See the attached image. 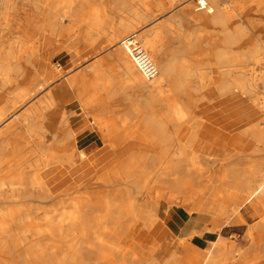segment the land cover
Wrapping results in <instances>:
<instances>
[{
  "label": "bare ground",
  "instance_id": "6f19581e",
  "mask_svg": "<svg viewBox=\"0 0 264 264\" xmlns=\"http://www.w3.org/2000/svg\"><path fill=\"white\" fill-rule=\"evenodd\" d=\"M83 1L0 0V205H18L24 208L21 205L45 203L50 204V210H53L50 212L47 207V211L44 209L42 225L33 223L41 209L37 204L38 210H32L33 212L16 211V208L0 212V235H4L0 237V264H5L1 256L6 254L18 256L26 264H146L129 248L125 238H135L137 242L139 225L145 230H152L159 221L157 212L161 200L165 199L163 195L172 192L175 196L184 197L198 190L207 171L212 170L210 166L216 163L215 160L221 163L212 171V181L206 186L207 192L214 193L217 185H221L223 191L214 193V196H219L222 200L231 202L237 198V193L248 196L241 205L233 206L222 216V225H230L236 215L255 218L256 212L254 213L250 203L261 204L264 208V124H260L261 120L248 123L250 114L242 116V119H234L235 124L242 125L240 132L245 143L254 142L250 155L240 151H225L220 157H216L214 154H201L197 150L201 143L212 148V140L215 139V136L210 138V129L202 126L206 121L195 114V109L205 99L206 91L214 93L217 98L238 94L251 101L264 114V37L262 33L256 34L257 28L247 21L241 24L239 21L242 19L227 7L226 0L188 1L197 9L195 23L206 28L202 31L206 32L202 37L207 46L213 47L211 56L214 62L193 61L182 56L180 48L173 50L167 61L161 62L156 57L155 37L150 40L142 34H132L141 42L158 69L157 77L147 81L124 47L125 39L120 41V48L113 55L121 67L126 83L144 88L152 98H156L162 92L166 93L164 85L169 82L174 97L166 102L167 118L158 121V116L147 114L143 120V128L147 131L149 140H142L138 145L149 147V150H131L123 159H118V153L115 164L108 161L97 172L95 181L92 179L94 182L91 180L85 185L86 191L82 195L73 196V189L61 193L57 188V172L61 171L60 168L73 173L70 174L73 176L87 167V156L81 151L78 154L61 152L57 150L56 144L48 145L46 134L57 141L58 135L53 127L56 124L68 125V121L54 111L56 91L53 95L49 93L45 105L40 100L21 115L17 114V109L54 84L53 80L43 77L37 61L42 59L43 50L51 45L58 30H62L60 19L63 16L78 17V20L84 22L81 15L84 10ZM140 1L146 7L144 2L147 0ZM169 1L173 4L180 0ZM26 5L32 7V12L40 18L39 21L19 18ZM104 13L101 9L95 15L88 30L102 33ZM18 22H22V25L16 26L19 25ZM178 23L182 24V21L178 19ZM128 27L129 25H124V31ZM29 29H32L33 35L29 33ZM246 30L256 34V42L252 41L254 45L247 49L238 50L235 47L247 40ZM122 33H115L109 38L110 43L115 42ZM86 34L85 42L93 45V38L89 37L88 31ZM9 37L11 39L7 41ZM26 42L30 44L29 48H26ZM28 78L29 84L21 86ZM73 79L74 76L61 85L68 96L76 93ZM178 94L183 96L182 101ZM87 97H84L87 100H80L87 109L101 104L95 98ZM49 115L51 122L45 124ZM165 123L172 125V131L168 130ZM186 125L190 127V131L185 139H181V132ZM72 136V132L68 130L64 139L70 140ZM29 144L34 145V148L24 149ZM111 146L116 150L114 144ZM209 148L205 151L209 152ZM7 151L15 156L10 162L5 158ZM30 155L34 157L31 158ZM202 156L214 161L206 166L200 162L203 166L199 163ZM51 166L56 167L49 169ZM115 182L121 188H117L114 194L105 195L102 201L94 196L97 191L93 193L90 190L98 183L112 185ZM123 190L125 199L122 198ZM153 194L162 196L147 204L139 203V196ZM68 203L72 207L65 211ZM58 210H64L59 220L55 214ZM8 220L20 224L29 222L30 225L16 232L15 229H8ZM103 221L107 224L104 225ZM10 233L20 234L21 237L10 238L7 236ZM27 234H33L34 238H27ZM246 234L250 239L248 250L254 254L249 252L251 254L247 253L248 256L244 255L245 251L229 245L221 236L211 241L210 247L204 252L195 246L189 250L187 244H182L184 239L178 237L179 246L170 260L183 264L187 251H191L199 259L197 264H254L253 261L259 258V252L264 253V217L257 220L255 225L249 226ZM194 236L195 233L189 239ZM91 256L94 257L93 261L89 259ZM235 256H240L242 260H235Z\"/></svg>",
  "mask_w": 264,
  "mask_h": 264
},
{
  "label": "rangeland",
  "instance_id": "374dc122",
  "mask_svg": "<svg viewBox=\"0 0 264 264\" xmlns=\"http://www.w3.org/2000/svg\"><path fill=\"white\" fill-rule=\"evenodd\" d=\"M188 1L190 0H180L171 4L169 0H147L144 2L146 3V7H144L143 2L140 0H84L82 5L84 10L81 13L84 22L78 20V17L63 16L60 19L62 30L60 31L61 28L58 30L56 36L52 39L51 45L43 50L42 59L37 61V66L40 68L43 77L50 81L53 80L54 84L50 88L42 91L37 98L28 99L23 106L17 109V114L21 115L27 108L37 104L40 100L42 101V105H45L44 103L48 101L47 99L50 96L49 93L51 92L53 95L56 91L54 94V111L68 121V125L56 124L53 128L58 135V140L53 141L52 136L47 133L48 145L52 146V144H56L57 147L54 146L61 152L71 151L78 154L81 151L87 156L85 159L87 167L73 176L70 175L73 173H67L58 166L61 171L57 172L59 178L56 183H58L57 188L61 193L73 189V196L82 195L86 191L85 189L87 186L85 185L91 182L92 179L95 181L94 178L97 172L102 169L108 161H112V165L115 164L116 155L118 153V159H123L131 150H149V147L138 145L142 140H149L148 136H146L147 131L143 128L145 116L147 114H154L160 118L158 121L167 118L168 107L166 102L174 97L169 82L164 85L166 93L162 92L160 97L156 98H152L144 88L126 83L121 73V67L113 55V53L120 48V41L132 34H142V36L150 40L155 37L157 46L156 57L161 62L167 61L176 48L182 50V56L190 58L193 61L207 62L209 60L214 62L211 56L213 47L207 46L202 37L206 33H202V31H205L206 28L199 27L195 23L194 17L197 13V9L194 8L193 4H189ZM226 5L236 13L239 7H244L245 18L239 22L242 24V22H245L247 19L248 23H253V25L256 26V34L262 33L261 35L264 37V0H226ZM101 9L105 12V23L102 26V33L97 34L91 29L88 30V25L92 23L95 15L99 13ZM32 11V7L26 5L25 11L20 13L19 18L21 20L28 18L30 21H32L31 19L39 21L40 18L34 16ZM178 19L182 21V24L178 23ZM142 20H146V22ZM21 23L16 26H21ZM151 24L154 25L152 29ZM77 25H79V27ZM124 25H129L127 31H124ZM28 31L29 33L33 32L32 29ZM87 31L89 37L93 38V40H91L94 42L93 45L84 40ZM118 32L123 33L115 42L110 43L109 38ZM256 34H251L248 31L246 42L235 48L243 50L253 46V42H256ZM11 36H13V34ZM10 37L7 41L12 38ZM26 44L28 45L26 46ZM25 46L29 48L30 44L26 42ZM73 76L75 79L74 90L76 93H71L68 96L66 92L62 90L61 85L65 83L66 80L72 79ZM29 80L30 78L23 81L21 86L28 85ZM95 84H97L98 87ZM204 95L205 99L197 106L195 114L206 121L202 126H206L210 129V138L215 136L212 142H214L215 147H218V150L215 152L216 157H220L225 151H230L232 153L240 151L242 154L250 155V150L253 148L254 142L247 141L245 143V138L242 132H240V127H242V125L235 124L232 119H242V116L250 114L253 119L251 120L250 118L248 123L261 120L260 124L262 125L264 124V121H262L264 114L261 113L251 101L238 94L230 97L217 98L214 93L212 94L206 91ZM87 96L90 97L89 99L95 98L100 101L99 103L101 104L87 109L80 102L84 97L88 98ZM178 97L181 101L183 100L181 94H178ZM86 98L84 99L87 100ZM94 115L100 117L96 118ZM50 117L51 115L45 120V124L51 122ZM166 126L169 131H172V125L170 123H167ZM68 130L72 132L73 136L70 140H65L64 138ZM189 131L190 127L187 125L184 126L180 138L185 139ZM61 140L64 141L61 142ZM91 142L94 143L89 145ZM111 144L115 145L116 150L113 149ZM126 145H129V147H126ZM29 147L34 148V145L29 144V146H25L24 149H29ZM123 148H125L126 151ZM197 150L199 153L201 151V154L207 156L211 155L213 151L211 150V153L205 152L202 144ZM11 153L10 151L5 153V158L9 162L15 157L13 153ZM30 156H32L31 158L34 157L33 155ZM11 157L13 158L10 160ZM212 160V158L207 159V157L202 156L199 159V163L203 162L206 166L208 163L214 161ZM215 161L217 164L214 163L210 166L212 170L207 171L203 178V183L198 190L186 194L184 197L175 196L172 192L163 195L165 199L161 200L157 212L159 221L156 222L152 230H145L142 225L138 226L137 232L139 236L136 244L148 251H153L157 247H161L157 252V257L159 259H164L161 264H179L178 262L170 260L172 253L179 246L180 241L178 237L184 239L182 244H187L189 250L192 249V246H195L202 252L206 251L210 247V242H201L200 238L203 232H209L217 238L221 236L229 245L232 244L237 249L240 248L243 252L245 251L244 255L248 256V254L252 253L248 250L250 249V239L246 234L247 229L249 226L255 225L257 220H261L264 217V208L261 204H255V202H253V211L254 213L256 212L255 218L246 217L245 220L225 226L222 225L224 223V221H222V212H227L229 209L231 204L229 201L224 209H222V212H217L219 219H222L217 221L214 218L216 210L214 205L218 204L219 201L217 202V200H219L220 197L214 196V193L216 194L223 190L221 185H217L214 193H208L206 187L209 182L212 181V171L214 167L221 163L219 160ZM203 163L200 164L203 165ZM53 167L56 166H51L49 169H53ZM88 169L89 171H86ZM116 184L117 182L112 185H102L98 183L93 185L94 189L90 190L93 193L97 191L98 193H94V196L97 197L99 201H102L105 195H108V193L114 194L121 188ZM124 193L125 190L122 192L123 199H125ZM161 196L160 194L139 196V203L147 204L149 201L151 202ZM236 196L238 201H244L248 197L241 193L235 194V198ZM36 204L39 205L38 203L29 204L30 207H28L29 205H21V207L24 208H20L18 205L15 207L14 205H11V207L9 205L7 207L3 204L0 205V212H9L10 210L13 211L16 209V211H35L40 206L41 209L39 208V213L36 216V220H33V223L36 222L42 225L44 224V211L47 208L50 212L53 210H50V204L44 203V205L39 206ZM12 207L14 208L12 209ZM71 207L69 203L66 204L65 211H68ZM174 208H181L188 213L189 218H191V229L201 230H193L186 235L184 233L182 235L173 234L167 224V218L169 211ZM62 211L64 210L55 211L58 220ZM195 211L203 215L196 214L194 213ZM7 222L9 223L8 229H15L16 232L24 230L30 225L29 222L21 224L19 222H12V220H8ZM103 224L106 225L107 222L103 221ZM193 233H195L196 236L189 239ZM32 235L33 234H27V238H34ZM7 236L10 238L21 237V235L17 233H10ZM0 237H4V235L1 234ZM132 249H135V245L132 246ZM259 253V258L253 261L255 262L254 264H264V260H262L264 259V253ZM1 257L5 264H26L24 259L16 255L10 256L6 254ZM236 258L239 262L242 260L240 256H235V260ZM89 259L93 261L94 257L91 256ZM198 261L199 259L196 258L191 251H187L183 264H197ZM118 262H120V260Z\"/></svg>",
  "mask_w": 264,
  "mask_h": 264
},
{
  "label": "crops",
  "instance_id": "0c3cea01",
  "mask_svg": "<svg viewBox=\"0 0 264 264\" xmlns=\"http://www.w3.org/2000/svg\"><path fill=\"white\" fill-rule=\"evenodd\" d=\"M234 7V6H233ZM237 9V8H236ZM244 12H245V8L244 7H239L237 9V14L239 15V17L241 19L245 18L244 16ZM241 13V14H240ZM247 21V19H246ZM248 22V21H247ZM250 23V22H249ZM253 25V23H250ZM153 24H151V29L153 28ZM254 27H256L255 25H253ZM233 122L235 121L234 119H232ZM94 142H91L89 145H92ZM202 144V143H201ZM203 145V150L205 151L206 148H209V146L205 147L204 144ZM215 148V149H214ZM215 155V152L218 150V147H215V144L213 145V147L209 148V152ZM206 152V151H205ZM219 197V196H218ZM219 201V202H218ZM218 204L214 205L215 206V213H214V218L217 221H220L221 219H219L217 212H222V209H224L225 205L229 202V201H225L222 200V198H220L219 200H217ZM243 201H238V198L234 199L233 201H231V204L229 206L230 210L233 206H239L242 204ZM250 206L254 209L253 203H250ZM227 210V212H228ZM227 212H222V215L224 216ZM194 213L196 214H201L202 213L195 211ZM246 217L242 216V215H236L232 218V220L230 221V225L232 223H237L240 222L241 220H245ZM190 221L191 218H189L188 213L183 210V209H179V208H174L171 211H169V215L167 218V224L170 228V230L173 232V234H179L182 235L183 233L186 235L187 233L189 234V232L195 230V231H200L201 229H191L190 226ZM183 235V236H185ZM217 237H214L211 233L209 232H203L201 235V242H211L213 240H215ZM125 240H127L128 246L131 250H133V252L146 264H152L153 262H159L161 264V262H163L164 259H159L157 257V252L159 249H161V247H157L155 250L153 251H148L143 247L138 246V244H136L137 242L134 240H130L128 239V237L125 238ZM129 240V241H128ZM135 245V249H132V246Z\"/></svg>",
  "mask_w": 264,
  "mask_h": 264
},
{
  "label": "built area",
  "instance_id": "2783aa9c",
  "mask_svg": "<svg viewBox=\"0 0 264 264\" xmlns=\"http://www.w3.org/2000/svg\"><path fill=\"white\" fill-rule=\"evenodd\" d=\"M123 45L142 76L147 81L155 79L158 75V69L143 48L141 42L135 36H130L123 41Z\"/></svg>",
  "mask_w": 264,
  "mask_h": 264
}]
</instances>
